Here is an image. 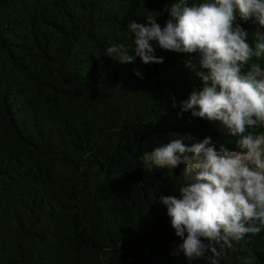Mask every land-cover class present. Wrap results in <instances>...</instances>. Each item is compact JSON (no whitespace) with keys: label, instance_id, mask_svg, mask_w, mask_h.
Listing matches in <instances>:
<instances>
[{"label":"trees","instance_id":"16d2710c","mask_svg":"<svg viewBox=\"0 0 264 264\" xmlns=\"http://www.w3.org/2000/svg\"><path fill=\"white\" fill-rule=\"evenodd\" d=\"M175 2L0 0V264H120V248L132 259L125 264H189L174 254L182 241L166 207L153 203L157 188L179 195L182 165L154 170L137 199L120 203L115 191H123L130 164L144 171L139 134L191 143L211 136L217 147L238 150L235 138L218 123L178 117L173 98L179 104L198 84L187 55L153 42L163 63L104 56L111 43H131L128 24L143 23L148 11L161 13L163 26ZM247 259L264 264V231L235 243L221 264Z\"/></svg>","mask_w":264,"mask_h":264},{"label":"clouds","instance_id":"9594fccd","mask_svg":"<svg viewBox=\"0 0 264 264\" xmlns=\"http://www.w3.org/2000/svg\"><path fill=\"white\" fill-rule=\"evenodd\" d=\"M160 14L148 11L143 23L130 22L131 43H111L104 56L120 63H163L153 42L187 55L186 67L198 84L179 104L173 98L178 117L190 113L218 123L235 138L238 150L217 147L208 136L190 144L160 142L140 157L153 171L172 173L183 166L175 186L179 195H162L157 188L153 201L166 207L182 241L174 254L182 253L189 264H221L235 243L264 231V0H176L163 26ZM239 21L257 28L249 33Z\"/></svg>","mask_w":264,"mask_h":264},{"label":"rangeland","instance_id":"374dc122","mask_svg":"<svg viewBox=\"0 0 264 264\" xmlns=\"http://www.w3.org/2000/svg\"><path fill=\"white\" fill-rule=\"evenodd\" d=\"M141 135L139 134L137 137V146L139 149H144L146 151H152L155 147L159 146L160 142L163 143H167L169 141H171L172 139H183V138H178L175 136H171V135H156V136H152L149 139H140ZM186 144H190L191 142H189L188 138L184 139ZM189 142V143H188ZM134 164H130L127 169L130 171L129 176L130 178L123 182L121 184V187L123 188V191L120 190L119 191H115L117 193H122L121 195V199L120 198H115V201H121L122 202H126L128 201L129 197L131 199L133 198H138V197H142L143 195H145V193H148L150 190V182H149V175H152L153 172L148 171L147 167L145 166L143 168L144 171H140L138 173V171L133 167ZM131 193V194H129ZM134 193V194H133ZM117 199V200H116ZM79 228V233H78V238L79 241L81 243H86L88 240H90V237L87 235V233H85V231L82 229L81 224L78 225ZM118 261L120 264H125V263H129L132 261L131 257L125 252V250L123 248L118 249Z\"/></svg>","mask_w":264,"mask_h":264}]
</instances>
